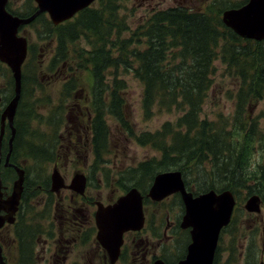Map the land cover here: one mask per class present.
Returning a JSON list of instances; mask_svg holds the SVG:
<instances>
[{
	"label": "trees",
	"instance_id": "1",
	"mask_svg": "<svg viewBox=\"0 0 264 264\" xmlns=\"http://www.w3.org/2000/svg\"><path fill=\"white\" fill-rule=\"evenodd\" d=\"M123 1L126 0H100L97 7L86 8L75 21L66 23H75V33L70 35L71 42L82 35L88 39L89 49L79 50L75 62L80 69L88 72L93 81L96 159L100 161L108 151V144L100 138L101 135L106 137L108 115L133 132L124 109L122 92L126 84L119 78L120 68L123 67L126 73L132 72L143 84L142 104L146 118L153 116L155 108L181 112L174 125L166 122L154 133L144 132L139 136L131 133L138 143H150L160 153V158L142 161L135 167L136 172L129 174V179L133 180L142 171L135 185H144L146 172L150 170L148 165H155L152 162H158L162 169H180L185 175L200 167L209 176V182H204L200 191L231 190L237 196V210H240L241 189L247 190L248 195L259 194L264 203V160L257 165L245 161L249 145L251 148L257 145L263 148L264 145V129H260L258 121L264 113L250 117L247 111L249 105L264 98V45L259 43L262 41L237 35L225 26L219 14L192 12L184 7L154 10L145 21L136 24L129 36H124L125 32L131 31V27L128 19L119 14ZM55 27L59 34L68 30L67 26ZM41 37L45 39L48 35ZM59 44H64L61 38ZM32 53L31 49L23 68L22 95L15 119L16 136L11 160L17 164L19 147L29 144L31 147L32 137L38 132L31 129L22 131L20 127L33 128L34 120L40 119L37 107L42 98L41 95L34 96L33 90L42 86L37 81V67H32L35 65V54ZM56 56L51 64L54 69L57 63L63 62L59 47ZM218 59L226 64L229 75L239 79L237 107L230 117L220 115L217 120H209L202 118L201 114L216 75L215 61ZM3 64L0 61V76L3 78L0 82V134L2 112L14 95L12 72L7 66L1 71ZM111 69L114 70V77L109 81L107 76ZM74 83L73 79L67 85L75 86ZM11 133L7 126L0 145L2 161L9 151ZM23 136H26V140L22 139ZM33 155L32 159L40 160L39 156ZM3 164L1 170L13 169L5 168ZM34 188L26 178V196H30L29 192H33ZM26 196L21 206L25 205ZM22 214L18 212L19 218L15 223V261L12 264H36L35 245L37 229L41 224L35 215L27 218V221L21 220ZM249 244L251 252L252 242ZM8 252L4 250V256Z\"/></svg>",
	"mask_w": 264,
	"mask_h": 264
},
{
	"label": "rangeland",
	"instance_id": "2",
	"mask_svg": "<svg viewBox=\"0 0 264 264\" xmlns=\"http://www.w3.org/2000/svg\"><path fill=\"white\" fill-rule=\"evenodd\" d=\"M214 1L215 0H199V5L201 7L210 5L213 4ZM216 1L214 3H216ZM228 1L240 4L243 0ZM15 3H17V8L23 7L21 12L29 13L33 0H15ZM175 3V0L123 1L119 14L123 15L125 20L128 19V23L131 27V31L125 32L124 36H129L132 30L136 28V24L145 21L154 10L172 6ZM223 3H225V1H218L217 5ZM214 8L216 9L215 6ZM35 23L36 24L31 27L32 32H28V34L30 42L34 46L31 47L32 52L35 54V57H33L35 65L33 64L34 66L32 67H34V69L37 67V81L40 82L42 86V88L33 90L34 96L37 97L41 95L40 97L42 98V100L38 102L37 107L40 119L34 120L33 128L29 126L20 127L22 131H29L31 129L32 131L38 130V132L32 137L31 147L30 144L19 147L20 150L16 161L24 165L28 171L30 184L38 189V187H45L53 171V162L57 159H61L64 162L67 161L64 156V150L63 153H60L58 149V144L61 139L58 134L59 130L61 129L62 134L64 128L68 124L70 127L72 126L73 122L70 117H73L74 114L75 128L78 127L79 122H82L81 120L83 119L89 122L88 115L89 111L93 115L92 105L95 100V94H93L94 88L92 87V78L87 71L80 69L75 62V56L79 53V50L89 49L87 37L82 35L79 39L71 42L70 35L75 33V23L62 25L67 26L68 30L60 34L56 31V27L50 25L46 18H41ZM43 35H48V38L42 39L41 36ZM59 38L64 41V44L61 46L59 44ZM258 41H262L259 43L262 46L264 45V39ZM58 47L59 52H62L63 62L60 61L57 63L58 66L54 69L51 64L53 63V58L56 56ZM56 57H59V55ZM215 66L216 75L205 100L206 102L203 105L201 114L202 118L209 120H217L220 115L230 117L235 113L237 107L236 92L239 87V79L228 74L226 64L222 63L221 60H216ZM4 67H6L5 64L1 67V71ZM110 72V75L107 76V80L109 81L113 80L114 77V70L111 69ZM119 78L123 79L126 84L122 92L125 99L124 109L126 119L128 123H130L133 132H130L119 120L108 115L106 117V123L108 125L106 137L103 138V135L100 137L104 143L108 144V151L103 154L100 161L96 159L93 152H89L88 156H86L84 152H77L79 156L70 158V162L75 164L69 166L71 170L74 166L75 168L82 167L85 162H97L95 165H97L98 172L96 169L94 170L91 185L95 187V185L99 184V178L102 179L99 188L106 190L105 192L101 190V197L103 200H108L114 195L118 196L121 194L122 189L119 186H126L127 188L135 186V181L139 178L142 171L139 172L140 174H137L133 180L129 179V174L136 172L134 171L135 167L139 166L142 161L160 158V153L157 151V148L153 147L150 143H138L132 134L139 136L144 132L154 133L163 127L166 122H172V125H174L178 116L181 114L180 111L177 112V109L173 111H159L155 108L153 116L146 118L143 112V84L141 81L137 79L132 72L126 73L123 67L120 68ZM2 79L3 78L0 76V82H2ZM73 79L75 80V86L67 85V82ZM2 87H4L3 84ZM73 104H75V110L70 113L69 108ZM73 107L74 106L71 108ZM248 107L249 109H247V111H249L250 117H258L261 112L264 113V98ZM26 112H28V110L24 113ZM54 118L61 125H55L47 129L49 120ZM258 121L260 129H264V116H259ZM83 122L86 123L85 121ZM25 138L26 136L22 137L23 140H26ZM262 147L263 148L257 145V147L251 148V145H249L245 161L248 164H250V162L256 163V165L259 162H263L264 145H262ZM27 153H33L39 156L40 160L32 159L34 155ZM44 154L46 155L45 159ZM152 163H155V165H148L150 170L146 172L147 177L143 180L144 185H141L146 190L149 182H151V178L155 176L158 171L176 169H162L159 168L158 162ZM129 170H133V172ZM64 171L65 173L68 172V170ZM2 172V180L7 186L8 191L11 192L13 182L17 177L16 172L14 169L8 171L3 169ZM68 174V178H70L72 174L69 172ZM186 174V180L193 190L200 191V188H202L201 186H204L203 183L209 182V176L205 175L203 169H200V167L194 168L192 171L186 172ZM38 192H35V194L30 197L31 202L35 205L38 204L34 201L39 198ZM240 193V210L238 209L236 211L234 221L221 235L216 264H259L264 260V203L262 202L261 212H248L244 208V205L250 195H248V191L245 189H241ZM106 195L109 196L105 199ZM172 203L173 202H168L167 205L161 204L158 205L161 207L157 208L160 213L163 210L165 212H170L172 215L171 218L173 219L176 211L180 208V204L178 200H176L173 205H171ZM35 212V219L39 222L42 220L43 227L51 223L49 222L51 214L50 212L46 213L45 210L42 209V205H40L39 208H35ZM13 233H15L14 229ZM170 242L171 241H168L167 244ZM251 242L250 252L249 243ZM40 248V246H37L39 262H36V264H43L41 263L42 256ZM168 249L170 248L168 247ZM176 251H178V244Z\"/></svg>",
	"mask_w": 264,
	"mask_h": 264
},
{
	"label": "flooded vegetation",
	"instance_id": "3",
	"mask_svg": "<svg viewBox=\"0 0 264 264\" xmlns=\"http://www.w3.org/2000/svg\"><path fill=\"white\" fill-rule=\"evenodd\" d=\"M175 1L176 3L174 5L166 8L184 7L192 12H214L217 16L219 14V18L223 23V15L225 11L229 9L241 8L249 2V0H243L240 4H236L229 2L228 0H215L216 3H214V1L213 4L204 5L201 7L199 5V0ZM218 1H225V3L217 5ZM99 2L100 0H96L92 7H97ZM5 7L6 10L12 15L22 18H28L35 14L38 10V5L35 0H33V4L29 9V13L21 12L23 7L17 8V3H15V0H7ZM41 18H46L50 25L53 27L56 26L51 20L49 13L44 11L39 13L33 21L22 24L18 28V35L26 37L28 40L29 53H31L32 44L30 42L28 32H32L31 27L34 26L36 24L35 22L39 21ZM69 21H75V16ZM225 26L239 35L231 27L227 26L226 24ZM251 40L258 41L256 39ZM105 97L108 98L106 94ZM72 106L74 107L71 108ZM72 106L69 108L70 113L75 110V104ZM70 118H72V126L70 127L68 124L64 128L62 134L61 129L58 132L59 137L61 138L58 144V149L60 153H63L64 150V156L66 157L67 161L64 162L61 159H57L55 162H53V171L57 169L60 172L64 178L65 186L61 187L59 191L53 190L52 171L45 187H38V189L35 188L33 192H29L30 196H26L28 192H23V197L21 199V204L18 211L23 212L21 220L24 219V221H27V218H32L31 215H36L35 208H39L40 205H42V209H44L46 213L50 212L51 214V218L49 220L51 223L46 224L43 227L41 220L39 223L41 224V227L40 229H37L38 233L35 245L36 262H39L37 246L41 247V263L43 264H154V262L157 260H162L165 264H176L185 259L189 244L192 241V227L183 226L185 204L183 202L182 194L180 192H176L161 201L151 199L148 194L155 178V176H153L151 178V182L148 184L147 190L142 186L135 185V187L138 188L143 195V227L141 229H130L123 234V242L120 246L119 253L116 259L112 260L109 250L101 243L98 238L99 227L97 224V213L99 206L104 207L114 204L117 202L119 197L126 194L129 189H127L126 186H119L122 189L121 194L118 196L114 195L108 200L106 198L109 195H106V200H103L101 197V190L103 189L99 188V184L101 183L102 179L99 178V184L95 185V187L91 185L92 175L94 174V170H97V165H95L97 162H85L82 167L75 168L74 166V168L71 170L69 166L75 164L70 162V158L79 156L77 152H84L86 153V156L89 155V152H93L95 155V149L97 146L95 143L96 138L93 120L94 115H92V113L89 111V122L83 119L81 120L82 122H79V125L76 128L75 114ZM55 125L61 124L58 123L55 118L50 119L47 129L48 127H54ZM0 162L7 161L4 159L3 161L0 160ZM9 162L17 164L11 159ZM17 165L24 167V165L19 163ZM10 166L13 167L11 164ZM11 167L6 166L5 168ZM64 170H68L72 176L68 178L69 174L68 172L65 173ZM25 171L26 178H28V171L26 168ZM81 175L86 177V184L82 192L70 187L74 178ZM188 190L192 191L195 196L198 195L196 194V190L193 191L189 188ZM103 191L105 192L106 190ZM35 192L39 193V198L34 200L35 203H38L37 205L32 203L30 200V197L34 195ZM5 194H9L7 190L5 191ZM25 196L27 197L25 205L21 206L24 203L23 198ZM39 199L41 200V203ZM176 200H178L180 208L176 211L173 219L171 218L172 215L170 212H165L164 210L161 213L159 212L157 207L161 206L158 205H167L168 202H173L171 204L173 205ZM236 208L237 206H235L233 218L235 217ZM32 209L33 212L31 213ZM18 212L14 223L5 224L0 229V244L2 247L4 260L7 262V264L8 260L9 264L14 263L15 261V250H13V229L16 230L15 223L19 218ZM168 241L171 242L167 244ZM177 244L179 252L176 251ZM168 247L170 249H168ZM4 250H9L7 256H4Z\"/></svg>",
	"mask_w": 264,
	"mask_h": 264
},
{
	"label": "water",
	"instance_id": "4",
	"mask_svg": "<svg viewBox=\"0 0 264 264\" xmlns=\"http://www.w3.org/2000/svg\"><path fill=\"white\" fill-rule=\"evenodd\" d=\"M95 0H36L38 10L28 18L14 16L6 10L7 0H0V60L5 62L12 71L14 78V96L9 101L1 115L0 144L5 133L6 124L12 130L10 151L6 165L13 149L16 134L14 126L17 108L22 93V66L28 53V40L18 35V28L29 23L41 12L47 11L55 24L71 19L78 12L89 7ZM224 23L240 36L250 39H264V0H249L247 4L237 9L224 12ZM18 177L14 181L10 194L4 195L0 179V228L6 222L14 223L16 213L24 191L25 170L15 166ZM53 190L59 191L65 186L60 172L52 173ZM86 184L84 175L76 176L70 187L82 192ZM174 192H181L186 213L183 219L184 227H192V242L188 247L185 259L176 264H213L215 250L221 230L227 226L233 214L235 197L230 190L217 193L215 190L202 193L197 197L188 192L180 171L160 172L155 176L148 196L154 200H162ZM261 196L251 195L245 209L249 212L261 211ZM99 227L98 238L109 250L112 260H115L123 242V234L130 229H141L144 224L143 195L132 187L117 202L109 206H99L97 213ZM0 264H7L2 255L0 244ZM154 264H165L157 260ZM260 264H264L262 261Z\"/></svg>",
	"mask_w": 264,
	"mask_h": 264
}]
</instances>
